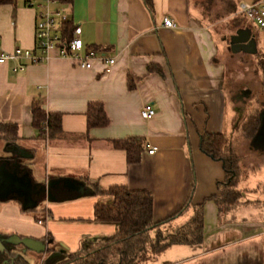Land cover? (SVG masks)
I'll return each mask as SVG.
<instances>
[{"label": "crops", "instance_id": "1", "mask_svg": "<svg viewBox=\"0 0 264 264\" xmlns=\"http://www.w3.org/2000/svg\"><path fill=\"white\" fill-rule=\"evenodd\" d=\"M249 1L151 0L148 7L144 0H69V20L80 27L83 50L91 47L114 57L109 71L97 60L89 69L78 67L56 49L39 63L21 60L23 70L14 71L16 61L1 63L0 123L16 124L17 136L0 141V237L45 242L49 250L41 262L53 252L59 255L50 258L79 251L117 231L116 224L94 219V206L111 201L101 191L123 185L152 194L153 218L166 220L164 230L180 226L193 214V205H202L201 245H172L136 264H264V179L254 172L264 167V159L253 169L244 164L245 178L238 168L240 203L219 212L211 197L219 195L217 182L225 171L199 147L201 133H224L225 150L237 163L244 149L251 159L250 149L264 155L259 128L264 108L256 133L245 136L241 122L251 110L245 102L251 92L246 86L234 88L235 79L242 85L250 80L249 62L257 52L264 54V31L237 13V4ZM164 17L174 26H164ZM34 21L27 0L1 4L0 53L32 49ZM239 27L251 30L254 54L231 51L229 37ZM147 102L155 114L144 120L140 109ZM34 103L59 114V133L39 135L32 126ZM90 103L102 105L106 126H87ZM130 137L142 138L145 145L134 164L112 144ZM13 143L26 149L17 164L11 162ZM148 145L156 146L153 154L147 153ZM24 175L32 188L25 199L24 187L16 186ZM34 253L41 254L24 253L28 264L34 259L26 255Z\"/></svg>", "mask_w": 264, "mask_h": 264}, {"label": "trees", "instance_id": "2", "mask_svg": "<svg viewBox=\"0 0 264 264\" xmlns=\"http://www.w3.org/2000/svg\"><path fill=\"white\" fill-rule=\"evenodd\" d=\"M16 0H0L1 4H12ZM64 1V0H62ZM151 7V0H144ZM75 25L68 20L62 25L64 38L68 39ZM261 78L264 84V61L258 62ZM153 69V68H152ZM158 70V69H157ZM32 126L39 135L47 138L59 133L60 116L58 113H48L38 104L31 106ZM108 119L100 103H90L87 109V126L103 127ZM258 118L244 125L242 131L247 137H252L258 128ZM17 136V125L0 123V139L14 141ZM116 148L124 149L128 164L137 163L144 151V141L140 137H130L125 140H113ZM227 137L224 133L200 134V150L222 163L225 171L223 181L217 182L219 195H213L219 212H230L240 203V192L236 189L238 172L237 158L226 152ZM94 193H98L97 189ZM111 196L107 203H96L94 219L98 222L114 223L117 231L95 241L84 244L79 251L59 258H44L41 264H136L150 256L160 254L172 245L199 246L203 237L202 205H193L190 218L171 230L162 229L166 223L153 218V198L147 190H130L123 185H115L105 192ZM154 231V236L149 232ZM49 249H47L48 251ZM13 264H28L25 258L15 260Z\"/></svg>", "mask_w": 264, "mask_h": 264}, {"label": "built area", "instance_id": "3", "mask_svg": "<svg viewBox=\"0 0 264 264\" xmlns=\"http://www.w3.org/2000/svg\"><path fill=\"white\" fill-rule=\"evenodd\" d=\"M67 4L69 5V0H27V5L35 10L34 47L32 49L15 47L12 51H3L0 53V64L16 61L14 71L23 70L26 64L21 60L31 64L39 63L48 58L49 50L56 49L60 57L70 59L78 67L89 69L97 60L105 65V71H109L115 58L108 57L91 47L83 50L80 27L75 26L70 37L64 38L62 25L69 20ZM237 13L250 20L257 29L264 31V0L239 2ZM163 25L173 27L174 23L171 18L164 17ZM154 114L155 110L150 103L147 102L141 106L142 119L149 120ZM155 151L156 146H147L148 154H153Z\"/></svg>", "mask_w": 264, "mask_h": 264}, {"label": "water", "instance_id": "4", "mask_svg": "<svg viewBox=\"0 0 264 264\" xmlns=\"http://www.w3.org/2000/svg\"><path fill=\"white\" fill-rule=\"evenodd\" d=\"M229 46L230 49L233 53L238 52V51H242V52H246L249 54H254L256 52V40L253 36V34L251 33V30L248 27H239L237 29L234 30V33L230 35L229 37ZM262 114V113H261ZM259 128H261L262 131H264V121L262 123V126H259ZM11 149H12V153L14 155L18 154L20 155V158H25L26 155V149L19 147L18 145H16L15 143H13L11 145ZM5 166V165H4ZM27 175V174H26ZM3 178V172L0 171V179L2 180ZM0 180V182H1ZM26 184L24 185V192L21 193V196L25 199L28 196H30V194L32 193V188H30L31 182L28 178H26L25 180ZM18 184H20L22 186V182L18 183L17 182V187L21 188L20 186H18ZM80 185V184H79ZM79 190H82V187L79 186L78 188ZM1 192L0 193H4V188L0 187ZM2 239H0V254L4 253L5 251L7 252H11L12 248H9L6 250V248L2 245ZM9 241L12 243V247H18L19 245H22L23 248L21 249L20 253H16V255H14V259L17 257H21L24 255V253L27 251V249L29 250H33L37 253H46L47 252V247H46V243L41 241V240H37V239H33V238H27V237H23V238H19V237H13V239H9ZM17 251V250H15ZM55 255H59V253L57 252H53L49 254V257L55 256ZM7 260H4V262H6Z\"/></svg>", "mask_w": 264, "mask_h": 264}, {"label": "rangeland", "instance_id": "5", "mask_svg": "<svg viewBox=\"0 0 264 264\" xmlns=\"http://www.w3.org/2000/svg\"><path fill=\"white\" fill-rule=\"evenodd\" d=\"M248 21H249V23L252 24V22L250 20H248ZM260 61H264V54H262V53L258 54V52H257V56L254 57L253 60L249 62V65L251 66L252 77L250 78L249 81L245 82V85H242V84H244L243 80L240 81L238 78L235 80L233 79L235 81L234 82L235 83L234 88L246 86L250 89V92H251L245 101L246 103L247 102L250 103V109L251 110H250L249 114L245 117V120L243 122H241L242 123L241 128H243L244 125H246L249 121H252V120L254 121V119L257 118V115H258L259 111L261 110V108L262 107L264 108V84L262 82V78H261L262 76L258 77V75H257V69H259L258 62H260ZM236 68H238V66H236ZM245 136H247V135H245ZM246 139L248 140V138H246ZM0 141H4V140L0 139ZM241 145H242V148L240 147V149L242 150L245 147H244L243 143ZM244 150H242L241 159H239L238 160L239 163H237L238 168L241 169V171H242L241 172L242 174L240 173V176H242V178H243V176H244V178L246 176V175H244L245 172L243 170L244 164L251 165V167L253 169L256 166H258V164H260L262 159H264V155H261L262 152H260V151L250 149L251 152L253 153V155L255 156V158L251 159V156L248 154V151L246 149H244ZM250 159H251V162H250ZM247 160H249V161L247 162ZM254 172H256L259 177L264 179V167L257 168V169H255ZM249 173H251V172H249ZM8 187H12V184L8 183ZM260 191L264 192V190H260ZM262 211H263L262 213H264V207H263ZM26 256L28 257L29 261L34 259V261L30 262L31 264H41V258L43 255L34 253V254H28ZM30 256H32V259L30 258ZM140 262H142V261H140Z\"/></svg>", "mask_w": 264, "mask_h": 264}, {"label": "flooded vegetation", "instance_id": "6", "mask_svg": "<svg viewBox=\"0 0 264 264\" xmlns=\"http://www.w3.org/2000/svg\"><path fill=\"white\" fill-rule=\"evenodd\" d=\"M19 154H18V157L17 155H14L12 156V160L11 162L14 163V164H17L16 160L19 158ZM5 164H7V159L5 160H2ZM24 171V169H23ZM22 182V186L21 187H24V185L26 184L25 182V175L20 177L19 178ZM0 239H2V245L7 249L9 248H12L11 252H4V253H1L0 254V264H13L15 260H18L19 258H24V255L21 256V257H17L14 259V255H16V253H20L21 252V249L23 248L22 245H19L18 247H12V243L9 241V239H13L12 236H3V237H0ZM17 250V251H15ZM4 260H7L6 262H4Z\"/></svg>", "mask_w": 264, "mask_h": 264}]
</instances>
